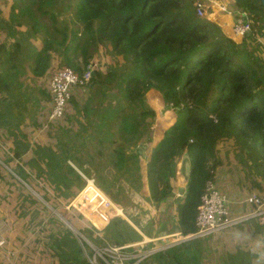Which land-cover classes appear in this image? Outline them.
<instances>
[{
  "label": "trees",
  "instance_id": "16d2710c",
  "mask_svg": "<svg viewBox=\"0 0 264 264\" xmlns=\"http://www.w3.org/2000/svg\"><path fill=\"white\" fill-rule=\"evenodd\" d=\"M230 1L234 18L240 12L246 13L257 33L264 30V13L258 0ZM59 4L61 9L56 10ZM11 9L8 21L0 18V31L14 37L16 31H11V27L22 26L26 28L21 34L23 41L30 37L40 39L42 47L31 51L29 61L30 73L37 78L46 74L52 58L58 66L82 74L99 46L109 48L115 57L122 59L121 73L113 69L105 75L94 71L85 86L90 90L99 86L101 94L114 90L123 102L117 127L122 144L114 149L110 165L119 178L132 168L133 188L148 197L152 205H167L173 200L181 236L196 231L195 218L204 185L209 180L215 182V170L221 164L216 149L219 144L230 145L247 178L253 179L251 188L263 190L264 46L256 42V33L237 43L215 23L198 17L191 0H13ZM68 12L72 13L69 19L65 18ZM16 47L20 49L18 44ZM14 81L15 75L0 76L2 129L12 123L7 122V110L25 106L27 102L25 112H31L38 104L37 101L29 105L32 96L25 90L4 96ZM39 95L44 96L42 92ZM92 100L93 94L81 109V116L86 119ZM71 104L76 109L77 103ZM151 126L153 136L147 130ZM62 135L72 134L62 132L58 137ZM9 136L11 147L4 151L0 145V213L10 224L23 220L22 226L11 227L20 244L23 243L17 246L22 264H89L85 257L91 255L89 247L56 219L47 205L59 206L50 196L51 191L65 204L82 190L85 183L75 169L87 174L84 165L95 164L98 173L103 162L95 158L82 161L76 152L70 151L69 139L65 142L59 139L53 149L30 145L20 131L15 134L10 131ZM140 137L151 143L145 159H140L134 149ZM110 142L116 144V140ZM29 152L31 157L25 161L23 156ZM183 154L190 163L188 183L182 199H174L171 181L175 179V159ZM224 157L227 158V153ZM124 180L131 183L126 177ZM71 213L75 218L64 215V219L72 227L95 247L105 246L89 228L78 227V215ZM255 227L258 226L250 227L255 233L264 230L257 232ZM20 229L21 237L17 235ZM260 238L264 258V236ZM194 244L193 240L183 242L156 253L150 264H197L193 260H196ZM227 257L235 260L231 264H248ZM13 262L21 261L16 258Z\"/></svg>",
  "mask_w": 264,
  "mask_h": 264
},
{
  "label": "rangeland",
  "instance_id": "374dc122",
  "mask_svg": "<svg viewBox=\"0 0 264 264\" xmlns=\"http://www.w3.org/2000/svg\"><path fill=\"white\" fill-rule=\"evenodd\" d=\"M1 7L2 8H10L12 1L13 0H0ZM228 3L230 4L231 1L227 0ZM228 4V5H229ZM61 9V4L57 6L56 10ZM10 10V9H9ZM72 16V13L68 12L65 15V18L69 19ZM62 18V16H60ZM54 62L52 65H58V62L55 58H53V61L50 63ZM91 62H93L96 65V69L101 72L103 75H105L106 72L110 71L111 69L115 70L117 73H121L122 71L120 68L123 66V61L120 57H115L109 48H104L99 46L95 54L93 55ZM48 75V70L46 72ZM46 82L47 79H45V76L38 80L37 82H32L28 89L24 92H29V97L32 96V99L29 101V105H33L34 102H39L43 99V95H39V92H41L42 87L45 89L46 87ZM110 86V85H107ZM106 86V87H107ZM99 86H95L92 90L93 92V100L91 101V105L89 107V112L87 115L89 116L87 119L82 118L81 116V110L79 112L76 111V109L72 108L71 105H68V113H70L69 116H71L68 119H64L62 123H60L58 126L52 125L49 126L46 124H43V122L46 119V113L47 109H45L42 113H38L36 117H34L35 113L30 112L28 115V124L29 128H32L30 131L28 129L25 130V136L27 137L26 140L31 143L32 146H50L51 148L55 149V147L58 145L57 141L62 138V141L65 142L68 139L70 140L69 142V147L70 151L72 153L76 152L78 157L82 159V161H87L88 158H95V153L92 152V147L93 143L88 142L89 140H92L93 134L96 136L98 132H94V126L91 124L92 119L90 117L95 116L94 113L98 109L99 103L102 102V105L106 103V99H110V95L114 96V93L116 92L114 90H104V98L100 97L101 92L98 91ZM90 91H86V93H83V99L85 98V95L87 94L86 98H89ZM92 95V94H91ZM35 98H39V100H35ZM150 100H153V97L150 98ZM111 101H113L111 99ZM70 104V103H69ZM123 102L121 103V105ZM79 108L82 109L84 106V103L80 101V104H78ZM151 107V106H150ZM71 108V109H70ZM99 111V110H98ZM120 111V110H118ZM105 113L104 110L101 111V113ZM120 113H118V119H114V125L119 124L120 119H121ZM87 122H86V120ZM149 119L146 118V122H148ZM35 122V123H33ZM12 123H15L14 121ZM99 123V122H98ZM82 124V128L81 125ZM61 126V127H60ZM0 145L2 146V150L5 151L6 148L11 147V141L12 138L7 134L4 129L0 128ZM147 130L150 131L151 135H154V126L147 127ZM70 132L72 134L70 137L66 135H62L61 137H58L59 133L65 134L66 132ZM6 132V134H5ZM93 132V134H92ZM139 132H143V127L140 126ZM147 133V132H146ZM107 137V135H106ZM109 137V136H108ZM85 139V144H82V141ZM68 140V141H69ZM119 140V137H118ZM138 145L136 148H134L138 154L139 158L142 159L144 155L146 156L145 158H148L151 150V143L146 142L144 140V137H140L138 139ZM141 145V148H138V146ZM105 146V145H104ZM116 147V146H115ZM121 147V144L120 146ZM130 148V149H133ZM106 149V148H104ZM116 149V148H115ZM217 149V156L218 160L221 162L220 166H218L215 170V175L217 176V179H221L220 186L218 187L220 189V192L225 195V196H234L238 197L239 199H242L243 196L247 192L250 191H260L254 188H251V183L253 182V179H248L245 171L243 170L242 166L236 161L234 158V154L232 150L230 149V145L221 143L218 146H216ZM85 150V151H84ZM111 150V149H108ZM140 151V152H139ZM227 153V158L224 157V154ZM111 158L106 161V163L109 162V167L106 169L105 172L101 171L103 166L99 169H97L98 173L96 174L92 171L94 170V165L93 167L91 165H87L86 169H91V172H93L92 175L85 174L84 172L75 169V165L72 163V167L78 171L82 176L80 178L83 180L84 178L91 179L93 181V184L95 188L102 193L108 200H110L115 206L118 207V209L121 210V216H115L113 215L112 218H114L112 221H110L107 225L104 227L99 228L98 231L100 232L101 236L100 237L103 240L104 245L108 246H123V245H134L135 243L139 242L138 240L140 239V234L147 239H156L158 237H161L159 234L162 232H168V230L173 229L175 227V218L174 212L176 208V203L175 205L168 207L167 205L165 206L164 203H162V206L164 207L165 213L161 212L159 210V206L152 205L150 203L151 200H149L148 197H144L141 195L139 192L133 188V179L131 180V174L132 168H130V173L127 175H123V177L119 178L116 173L111 174L112 172H109L112 170L110 162H113V159L115 157V152L114 149L110 151ZM24 160L27 161L31 157V152L26 153L24 156ZM136 161V156L134 157ZM138 158V159H139ZM101 158H97V160H100ZM95 161L96 158L94 159ZM147 160V159H146ZM188 158L183 154L177 156L175 159L176 166L178 167L179 165L181 166V169L177 171L176 167V174L177 176L175 183H173V187L176 185H180L179 179H178V173H183L185 169V164H187ZM101 162V161H100ZM211 164V161L208 162V165ZM131 165V164H130ZM85 168V167H84ZM135 172V171H134ZM89 173V172H88ZM136 173V172H135ZM124 177L127 179L131 180V183H127L124 180ZM254 178V177H253ZM84 181V180H83ZM215 181V182H216ZM172 182V181H171ZM23 184V183H22ZM29 191L37 197L43 204L47 205L44 203V200L39 197L34 191H32L30 188H28L27 185L23 184ZM84 187V185L82 186ZM183 187V186H179ZM252 190H250V188ZM172 188V187H171ZM83 189V188H82ZM174 189V188H173ZM172 189V192H173ZM81 190L78 191V193ZM262 191V190H261ZM137 193V194H136ZM180 193V192H179ZM140 194V195H138ZM173 194V193H172ZM77 195V194H76ZM75 195V196H76ZM50 196L55 199L56 202H59L58 208H52L50 205H47L49 211L58 219L60 222H64V215L65 216H72L75 218V215H73L71 212L74 211L77 213L76 217V223L78 227H88L94 229L90 223V221L85 218L81 213H79L77 210L74 208H71V199L68 203L63 204L64 202L62 199L58 197L56 192L51 191ZM74 196V197H75ZM85 201L87 203L86 205V210L91 209L94 206L93 200L88 199L87 196L84 197ZM178 199V198H176ZM84 205V203H83ZM166 207V208H165ZM97 212L101 213L104 211V209H96ZM22 219L15 220L12 224H10L6 219L3 218L2 214L0 213V243L2 242V245H0V264H14L13 260L15 261L16 258L22 264V257L20 256L19 253V248L17 247L18 244L20 246L23 245V243L20 244V240L16 238L17 236L11 231V227L16 225V224H23ZM66 221V220H65ZM67 222V221H66ZM68 223V222H67ZM258 226L255 227L256 231L259 232L264 229L263 226L257 224V220H250L248 222L243 223L241 226L234 227L232 229H229L225 232H222L221 234L211 236L209 238L205 239H200V238H190L195 242L194 246L192 248L196 260L193 259L197 264H231L232 261H235L234 259L232 260L230 257L225 256L227 253L233 252L235 247H240L247 249L253 248L256 252L260 253L261 256H263V253L260 251L261 243H260V237L264 236V230L261 234L255 233L254 230L250 227L251 226ZM72 226V225H71ZM74 228V227H73ZM76 229V228H74ZM89 229V230H90ZM77 230V229H76ZM91 231V230H90ZM97 231V232H98ZM92 232V231H91ZM22 230L20 229L17 233L19 237L22 235ZM93 233V232H92ZM251 233L253 234L251 236ZM97 236V233H93ZM30 238L33 237V234L29 235ZM78 238V237H77ZM168 240L167 243H165V247L167 251L179 244V241L175 242V240H172L171 238H166ZM165 239V240H166ZM84 242V241H83ZM159 244V243H158ZM19 246V247H20ZM40 247V246H39ZM38 247V249H39ZM219 250V251H218ZM223 256H221V251ZM163 251V252H164ZM219 252V253H218ZM92 254V253H91ZM90 256L85 254L87 262L90 261ZM152 257L147 259L145 262H148L147 264L152 263L151 262ZM193 261V262H194ZM143 262V263H145ZM97 264H102L100 262H97ZM94 264V263H93Z\"/></svg>",
  "mask_w": 264,
  "mask_h": 264
},
{
  "label": "built area",
  "instance_id": "2783aa9c",
  "mask_svg": "<svg viewBox=\"0 0 264 264\" xmlns=\"http://www.w3.org/2000/svg\"><path fill=\"white\" fill-rule=\"evenodd\" d=\"M195 7L198 17H207L203 0H191ZM250 33H256V42L264 46V30L257 33L253 28V23L248 19L247 14L240 12L234 18L230 27L229 37L232 40H241ZM48 69L46 90L49 96V110L43 124L49 126L62 123L67 114L68 105L72 96L73 89L84 88L91 80L92 74L96 71V65L89 63L82 74H78L65 66L52 65ZM52 124V125H51ZM82 176V175H80ZM84 187L77 193L71 201V208L77 210L87 218L92 227L96 229L93 233L101 236L99 228L104 227L117 216H121L118 209L110 200L99 192L91 179L84 178ZM85 196L93 200L94 206L86 210ZM84 203V205H83ZM227 196L220 192V189L213 181H206L200 203L197 208L195 218L196 231L189 235L191 238L205 239L215 236L241 226L250 220H257V224L264 226V191H250L242 199L235 202L233 207H239L238 211L230 210ZM104 209L101 213L96 209ZM88 228V227H87ZM98 231V232H97ZM165 238H168L166 236ZM164 237L147 239L140 234L139 242L134 245L108 246L97 248L86 239H82L91 251L89 264H142L156 253L163 252L166 247L162 245ZM159 243V244H158ZM2 245V242L0 243Z\"/></svg>",
  "mask_w": 264,
  "mask_h": 264
},
{
  "label": "crops",
  "instance_id": "0c3cea01",
  "mask_svg": "<svg viewBox=\"0 0 264 264\" xmlns=\"http://www.w3.org/2000/svg\"><path fill=\"white\" fill-rule=\"evenodd\" d=\"M0 3H1V1H0ZM203 3L205 5V12L207 14V17H205V18L207 20H209L210 22L215 23L221 29L223 34H225L227 37H229L230 36L229 35L230 27H231L233 20H234V14L232 13V10L230 8V4L228 3V1L227 0H203ZM11 10H12L11 7L10 8L9 7L8 8L7 7L2 8L0 5V18L3 19L4 21H8V17L11 13ZM13 30L16 31V35L14 37L7 36L6 31H0V76H3L5 78L6 76L8 77V76H14L15 75V81L10 84L9 92L7 93V95L4 93V96H8V97L10 95H13V94L17 95V91L19 89L21 92L24 91L25 89L27 90L32 82H37L38 80L42 79L44 76L46 79L48 76V75H44L42 78H37L36 76H33L30 73L29 61L31 58V51L33 49L36 51H39L41 49L42 44H41L40 39L37 37H30L26 41H23L21 34L26 32V28H24L22 26H20V27L14 26V27H11V31H13ZM234 41H236L237 43L240 42V40H234ZM17 44L20 46L19 50H17V47H16ZM14 46H15V48H14ZM30 47H31V50H30ZM51 61H53V58L51 59ZM50 65H51V63H50ZM96 71H98V70H96ZM92 90L93 89L90 90L86 87L72 90L71 99L73 102H71V103H77L76 111L81 110L78 106V104H80V101L83 102L84 106H85L86 101L89 99V98H86L87 94L85 95V98L83 99V93H86V91H90L91 92L90 95H91V94H93ZM98 91L100 92V89H98ZM41 92H42V94H44L45 97L43 96V99L41 101H39L36 106L33 107L32 112L35 113L34 117H36L39 112L42 113L45 109H47V112L49 110V100H46V97L48 96L46 87H45V89L42 87ZM100 97L104 98V94H100ZM110 97H111L110 99H106V103L104 105H102V102H101L99 104L100 106H98V109L94 113L95 116L90 117V119H92V121H93V122H91V124H93V126H94L93 131L98 132V134H96V136L92 132V134H93L92 140L88 141V142L93 143V147L91 149L93 153H90V154L95 153L96 159L101 158L100 160L103 162V165H102L103 168L101 171L104 170L103 172H105L106 169L109 167L108 166L109 162L106 163V161H108L111 158L110 151L115 149L116 147H119L120 143H121L118 140V132H117L118 124L114 125V119H118L117 118L118 113H121V111H118V110H120L121 99L119 98L117 93L116 94L114 93V96L110 95ZM111 99L113 101H111ZM11 103H12V101H11ZM71 103L69 105L72 106ZM25 104H26L25 106L22 104L23 108L21 106H19V108L13 107L11 110L6 111L7 122H13L14 120H17L19 123V124L18 123L16 124V122L11 123V126L9 127V128H11V130H10L11 133L13 132L15 134L17 131H20L22 134H25L24 129H28L29 131L32 129V128H29L30 126L28 124V115L30 114V112L29 111L25 112L26 111L25 108L28 105V103L25 102ZM72 108H74V107L72 106ZM102 110H104L105 113L104 112L101 113ZM69 115H70V113H68V111H67L65 118L66 119L70 118L71 116H69ZM82 118H84V117H82ZM59 124H57V126ZM9 128L6 127L4 129V131H6L8 135H10ZM6 132H5V134H6ZM109 134L111 135V137H108ZM106 135H107V137H106ZM111 140H116V144L111 145V142H110ZM28 142H29V139H28ZM82 144H85V139L82 141ZM30 145H31V143H30ZM104 148H106V149H104ZM108 149H111V150H108ZM99 152L101 153L100 157L97 156V154ZM146 156L144 155V157H142V159L143 158L145 159ZM86 166L87 165H84L85 170L87 171L88 175L89 174L92 175L93 172L96 174V170H92L93 172H91V169L90 168L86 169ZM179 170L180 169L177 167V171H179ZM109 172H112L111 174H114L113 170H111ZM77 173H78V171H77ZM78 174H79V176L81 175L80 173H78ZM175 174H176V172H175ZM177 175H178V172H177ZM175 177L177 179V176H175ZM176 179H172V182H171V187H172V189L174 188L172 193L174 195V199L175 198L182 199V196H183V193H184L186 186L179 187L180 185L179 186L176 185L175 187H173V183H175ZM216 179H217V176L215 177V181H216ZM173 180H175V181L173 182ZM220 182H221V179H218L215 182L216 186L219 187ZM262 191H264V188ZM262 191H260V192H262ZM138 195H140V194H138ZM227 199L229 201V204H228L229 209L234 210L235 212L238 211L239 207H237V206L233 207V205L235 204L236 201H238L240 199L238 197H234V196H230V195L229 196L227 195ZM174 203L175 202L173 200H171L170 202H167V206L169 207L170 204H172V206H174L175 205ZM161 207H163V206L159 205V207H158L159 210ZM164 213H165V211H164ZM173 214H174V216H176V212H174ZM173 219L175 220V218H173ZM176 230H178V229H177L176 220H175V227H173V229L171 228V230H168V232L166 231L165 233L168 236V238L175 240V242L179 241L178 238L179 239L181 238V240L183 242L192 241L190 238L183 239L181 235L177 234ZM178 232H179V230H178ZM163 233L164 232H162L159 235L162 236ZM179 243H181V242H179ZM235 248H237V249H235L233 252L231 251V253H227L226 252L227 250H225V252L227 253L225 256L229 255L231 257L237 258L238 260L247 261L248 264H263L264 263V258L260 255V253L256 252L252 247L251 248L248 247L247 249L240 248V247H235ZM222 252L223 251H221V256H223V254H225V252L224 253H222Z\"/></svg>",
  "mask_w": 264,
  "mask_h": 264
},
{
  "label": "water",
  "instance_id": "95a60500",
  "mask_svg": "<svg viewBox=\"0 0 264 264\" xmlns=\"http://www.w3.org/2000/svg\"><path fill=\"white\" fill-rule=\"evenodd\" d=\"M263 13H264V0H258ZM142 146L139 145L138 148H141ZM140 152V151H139ZM182 166V165H181ZM181 166L179 165L178 168L181 169ZM185 169L183 173H178V178H179V182L181 186H186L188 183V173H189V169H190V163L189 160H187V164L184 165ZM171 200H169L168 202H170ZM160 211L163 213L164 212V207L160 208ZM70 231H72V233L76 236V237H80L81 239L83 238V236L76 230L74 229L69 223H67L65 220L64 222H62ZM177 234L179 233L178 230H176ZM162 236L165 238L166 237V233H163ZM168 240H163L162 245H164L165 243H167Z\"/></svg>",
  "mask_w": 264,
  "mask_h": 264
},
{
  "label": "clouds",
  "instance_id": "9594fccd",
  "mask_svg": "<svg viewBox=\"0 0 264 264\" xmlns=\"http://www.w3.org/2000/svg\"><path fill=\"white\" fill-rule=\"evenodd\" d=\"M178 234L180 235V233H178ZM166 236H167V235H166ZM188 236H189V235H188ZM188 236H185V237L182 236V238H183V239L191 238V237H188ZM161 237H163V236H161ZM83 238H84V237H83ZM83 238H82V239H83ZM84 239H85V238H84ZM165 239H166V238H165ZM180 240H181V238H180ZM86 241H87V240H86ZM180 242L183 243V241H180ZM84 243H85V242H84ZM85 244H86V243H85ZM179 244H180V243H179Z\"/></svg>",
  "mask_w": 264,
  "mask_h": 264
}]
</instances>
